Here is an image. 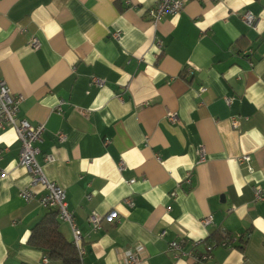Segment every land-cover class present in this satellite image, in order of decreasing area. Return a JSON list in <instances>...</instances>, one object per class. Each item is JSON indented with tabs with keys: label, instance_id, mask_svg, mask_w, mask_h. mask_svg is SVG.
Masks as SVG:
<instances>
[{
	"label": "crops",
	"instance_id": "1",
	"mask_svg": "<svg viewBox=\"0 0 264 264\" xmlns=\"http://www.w3.org/2000/svg\"><path fill=\"white\" fill-rule=\"evenodd\" d=\"M156 3L0 0V82L22 96L18 119L45 127L36 161L65 191L80 264H124L136 246L138 264H264V196L254 200L264 192V0H191L153 26ZM19 151L15 131L0 129V264H43L28 239L45 191ZM112 211L116 222L91 230L90 215ZM205 244L211 259L195 263L189 253Z\"/></svg>",
	"mask_w": 264,
	"mask_h": 264
},
{
	"label": "built area",
	"instance_id": "2",
	"mask_svg": "<svg viewBox=\"0 0 264 264\" xmlns=\"http://www.w3.org/2000/svg\"><path fill=\"white\" fill-rule=\"evenodd\" d=\"M191 0H157L156 5L149 10L148 17L153 26H156L162 19L168 16H175L182 12L185 5ZM243 22L250 28H255V18L250 14L246 13L242 18ZM118 38V35H114ZM29 45L33 49H38L40 43L36 37H32L29 41ZM97 85H101L100 81H95ZM226 103H230L229 99H225ZM22 101L21 95H13L3 82H0V129L11 128L15 131L17 138L20 142V151L18 157V165L24 168L30 175L32 183L40 185L45 193L38 198L40 206L46 210H56L58 212L59 220L68 224L72 233V243L77 249L79 260H81L84 251L82 249V239L79 229L75 224L73 215L67 210L65 191L58 185L48 181L44 175L43 167L36 161V155L38 149L36 144L40 142L41 135L45 130L43 124L32 125L26 120H19L17 113L19 106ZM167 119L171 123L178 121V117L175 113L168 112ZM232 127L236 125V122L232 120ZM60 140H63V135H59ZM201 160H203L204 150H200ZM242 162H249L250 158L244 156L240 159ZM53 161L51 156L45 157L46 163ZM122 167V165H121ZM3 173H0V177ZM264 192L256 187L254 189V200L260 201L263 199ZM20 197L28 202L36 197V195L28 190H23L20 193ZM126 203L129 206L133 205L131 200H127ZM118 220V213L112 211L104 216L98 214H92L88 217V226L93 231H97L101 228L102 224L112 225ZM203 226H208L212 223L211 215L206 216L201 221ZM164 233H161L163 236ZM202 242H195L192 247H196ZM224 244H227L224 241ZM181 242L169 243V249L172 251H181ZM214 244H205L203 253H196L193 250L189 253L190 258L195 263H206L212 257V251ZM144 259V249L141 246H136L133 249L126 250L123 253L124 264H138ZM43 264L48 263L47 258H43Z\"/></svg>",
	"mask_w": 264,
	"mask_h": 264
},
{
	"label": "trees",
	"instance_id": "3",
	"mask_svg": "<svg viewBox=\"0 0 264 264\" xmlns=\"http://www.w3.org/2000/svg\"><path fill=\"white\" fill-rule=\"evenodd\" d=\"M58 225V212L47 210V213L32 227L28 245L44 252L49 262L80 264L77 249L72 242L64 238Z\"/></svg>",
	"mask_w": 264,
	"mask_h": 264
}]
</instances>
